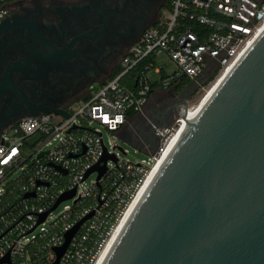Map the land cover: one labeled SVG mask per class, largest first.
<instances>
[{"label":"built area","instance_id":"obj_1","mask_svg":"<svg viewBox=\"0 0 264 264\" xmlns=\"http://www.w3.org/2000/svg\"><path fill=\"white\" fill-rule=\"evenodd\" d=\"M13 1L0 0V22ZM263 28L264 0H171L170 8L127 50L119 73L66 110L68 117L41 113L21 117L4 128L0 133V264H53L66 234L84 218L57 264H99L176 127L148 120L154 142L142 141L140 149L148 158L138 162L118 158L115 143L105 144L103 130L119 133L131 113L143 111L154 85L166 88L182 77L197 81L212 66L218 76L239 60ZM160 53L176 64L175 72L163 76L156 67L160 77L152 82L147 72L153 62H148L137 73L134 88L121 83L126 73ZM104 153L115 159L108 157L104 173L97 178L95 166L103 164ZM92 173L95 179L86 184ZM73 190L71 197L51 209ZM62 203V211L50 218ZM46 211L45 219L38 222Z\"/></svg>","mask_w":264,"mask_h":264},{"label":"water","instance_id":"obj_2","mask_svg":"<svg viewBox=\"0 0 264 264\" xmlns=\"http://www.w3.org/2000/svg\"><path fill=\"white\" fill-rule=\"evenodd\" d=\"M57 53V60L75 55L70 48ZM84 75L87 87L99 82L93 69ZM183 105L182 114L176 109L186 118ZM135 134L116 135L136 145ZM109 156L95 166L97 178ZM84 219L66 234L53 264ZM118 236L104 264H264V31L190 122Z\"/></svg>","mask_w":264,"mask_h":264},{"label":"flooded vegetation","instance_id":"obj_3","mask_svg":"<svg viewBox=\"0 0 264 264\" xmlns=\"http://www.w3.org/2000/svg\"><path fill=\"white\" fill-rule=\"evenodd\" d=\"M167 2L13 1L0 22V80H10L0 85V129L25 115L68 110L93 88L87 87L88 69L99 83L107 81L127 50L164 14ZM65 48L75 55L57 60L58 50ZM213 71L214 66L197 81L182 77L169 86L162 107L176 109ZM168 118L165 113L164 120ZM139 136L144 143L154 142L148 126L141 125L133 141L139 142Z\"/></svg>","mask_w":264,"mask_h":264},{"label":"rangeland","instance_id":"obj_4","mask_svg":"<svg viewBox=\"0 0 264 264\" xmlns=\"http://www.w3.org/2000/svg\"><path fill=\"white\" fill-rule=\"evenodd\" d=\"M153 60H154L155 67L159 68V70L161 69L165 75H171L173 72H175L177 70L176 64L165 53H160V54L156 55ZM147 76L152 82H156V81H158V79L160 77V72L159 71L156 72L154 68H151L147 72ZM216 78H217V76L213 80H210V81L207 80V81L203 82L201 84V86H199L195 90V93H192L188 97H186L188 109L195 106V104L197 103L199 98L204 94L206 89L210 86V84ZM100 87H101V83L97 82L93 85V90L99 89ZM201 87H203V88H201ZM162 94H163V92L158 97L159 98L158 99V103H159L158 107L160 109L159 111H161V112L166 111V116L168 115V117H169L168 118L169 124H172V125H174V127H177L176 119L178 117L179 111L177 109L170 108L169 106H167L166 108H163L161 103H160V101L163 99ZM81 100L82 99H79V101H81ZM76 103H77V101H76ZM153 122L158 123L157 121H153ZM103 139H104V142L106 145H108L109 141L115 143L116 147L114 149V153L121 160H130L133 162H138V161H141L142 159L146 160L148 158V155L145 153V151L143 149H140L136 145L130 144L124 138L119 137L118 135L107 133L106 131L103 130ZM109 149L111 150V148H109ZM95 176L96 175L94 173H92L88 177L86 184H89L91 181H93L95 179ZM67 202L69 203L70 201H67ZM64 204L65 203L60 204L59 207H57V209H55V211H53L50 218H53L56 215H58L62 211Z\"/></svg>","mask_w":264,"mask_h":264},{"label":"bare ground","instance_id":"obj_5","mask_svg":"<svg viewBox=\"0 0 264 264\" xmlns=\"http://www.w3.org/2000/svg\"><path fill=\"white\" fill-rule=\"evenodd\" d=\"M262 31H264V28H263ZM262 31H261V33H262ZM233 65H231L227 69L223 70L217 76V78L206 89L204 94L199 98V100L197 101L195 106H193L192 108H189V109L187 108L186 118H185V115L182 116V117L179 116L177 127H176V129L174 131L173 137H172L169 145L167 146V148H166L163 156L161 157V159L157 162L155 167L150 172V174H149L144 186L142 187V189L138 193L136 199L134 200V202L131 204V206L127 210L124 218L122 219V221H121L120 225L118 226L116 232L114 233L112 239L109 241L107 247L105 248V250H104V252H103V254H102L101 258H100V261H99L100 263L99 264H104L108 254L110 253L111 248L113 247L114 242L119 237L118 235H120L122 229L124 228V226L126 225L128 219H129V217L131 216L133 211L136 209V205H138V203L141 201L143 195L147 191L149 185L152 183L154 177L157 175V173H158L161 165L164 163L166 157H168V155L174 149L176 144L179 142V140L181 139L184 131L186 130V128L188 127L190 122L194 121V119L199 115V113L201 112L203 107L206 105L207 101H209V99L211 98L213 93L218 89V87L220 86L222 81H224V79L227 77L228 73H230V71L233 69ZM184 110L185 109H182L180 111V114H182Z\"/></svg>","mask_w":264,"mask_h":264},{"label":"crops","instance_id":"obj_6","mask_svg":"<svg viewBox=\"0 0 264 264\" xmlns=\"http://www.w3.org/2000/svg\"><path fill=\"white\" fill-rule=\"evenodd\" d=\"M175 85V84H174ZM170 87H160L158 85H154L153 90L149 96L148 102L146 103L143 111L141 113H135L129 117L128 122L124 125L122 130L119 132L122 135L130 134L131 131L138 133L139 127L141 125L148 126V120L157 121L158 123H169L168 121L164 120L163 111H159V103L158 97L159 95L165 90L168 91ZM136 143V142H135ZM136 146L139 148L142 147L141 143H137Z\"/></svg>","mask_w":264,"mask_h":264},{"label":"trees","instance_id":"obj_7","mask_svg":"<svg viewBox=\"0 0 264 264\" xmlns=\"http://www.w3.org/2000/svg\"><path fill=\"white\" fill-rule=\"evenodd\" d=\"M170 1L168 0L167 4H166V10H168L170 8ZM148 62H153L151 65V68H156L155 64H154V60L152 57H149L148 59H146L145 61H143L138 67L130 70L128 73H126L122 78H121V83L128 86L129 88H134L135 87V79L137 76V73L140 70L144 69V65ZM120 66H118L115 71L113 72V74L109 77V79H112L113 77H115L119 71H120ZM161 74L164 76V72L161 70ZM217 71H215L208 79V81L213 80L214 77L216 76ZM180 79H176L175 81H173L172 85L177 84L179 82ZM106 82V81H105ZM88 98V95L85 96L83 99L86 100ZM134 113H131V115H133Z\"/></svg>","mask_w":264,"mask_h":264}]
</instances>
